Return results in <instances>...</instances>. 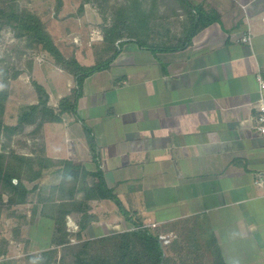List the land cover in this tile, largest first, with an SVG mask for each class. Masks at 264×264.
Masks as SVG:
<instances>
[{"label":"crops","instance_id":"obj_1","mask_svg":"<svg viewBox=\"0 0 264 264\" xmlns=\"http://www.w3.org/2000/svg\"><path fill=\"white\" fill-rule=\"evenodd\" d=\"M176 1L179 24L159 0L144 45L124 38L109 68L84 80L78 117L43 124L40 155L56 164L43 169L35 199L9 204V249L0 264L52 250L59 258L64 243L53 208L63 201L74 204L66 215L71 238L137 220L172 226L178 238L174 226L184 225L185 242L213 239L224 264H264V135L256 130L264 0H188L193 12ZM98 170L129 216L113 199H86ZM70 174L76 185L65 198L56 187Z\"/></svg>","mask_w":264,"mask_h":264},{"label":"trees","instance_id":"obj_2","mask_svg":"<svg viewBox=\"0 0 264 264\" xmlns=\"http://www.w3.org/2000/svg\"><path fill=\"white\" fill-rule=\"evenodd\" d=\"M89 1L91 0H83V3L80 5V10H82L84 4ZM158 1L159 0H150L148 6L144 4V0H127V2H122L121 6L115 10L112 24L103 28V48L101 50V56L109 52L110 55L105 59H100L93 65H84L74 56L66 57L55 43L45 22L36 12L18 7L16 8L12 5L7 6L4 4L0 6V20L3 25L13 28L18 37L26 36L27 42L30 44L39 45L41 50L47 52L57 65L74 75L76 81L73 94L62 97L57 106L49 104V94L45 87L34 82L38 93V100L23 108L18 116V122L14 126H9L5 124L4 121L5 109L9 99L8 87L4 85V87L0 88V138L3 133L7 134L9 131L12 133L22 132L27 124L37 123L38 129H40L45 122L62 121L63 118L68 115L78 117V100L82 94L84 80L95 72L109 68L111 62L119 54L120 46L125 42V40H123L124 38H135L140 45H144V42H146L144 36L147 34L145 33L147 30L146 24L151 22L154 12L158 7ZM55 2V12L58 15V11L62 8L64 0H55ZM179 2L182 3L185 10L193 12L188 0H179ZM195 14L198 15L197 17L201 18L199 11H195ZM199 29L200 24L190 28L188 38H191ZM185 46L186 43L180 48H184ZM151 49H153V47H151ZM162 49L169 50L171 48ZM3 73L1 72V75L7 83L10 78H17L22 72L15 71L12 75L9 72ZM85 129L91 156L95 161L99 162L94 137L86 125ZM55 164L56 161L43 155L29 156L17 152L7 154L4 151H0V188L8 193L11 202L16 204L24 203L27 201L30 190L24 183L23 178L28 175L26 178L29 181H35L41 177L43 169L54 166ZM70 175L71 176L63 180L60 185L56 187V189H59V194H61L62 197L68 196L71 198L73 195L72 188L75 187L76 184L74 177L72 174ZM94 175L97 177L98 183L95 187L85 188L86 199H113L117 203L122 214L129 216V212L125 209L119 197L107 186L102 172L98 170ZM1 198L2 197H0V200ZM73 205L74 204L71 202L63 201L56 204L53 208L55 210L54 216L58 229L63 235V238L68 234L66 230V215L73 210ZM88 208L89 207L86 206L83 207L82 210L84 211ZM83 226L85 227V225H82V228H84ZM134 226V230L116 234L119 238L114 244L111 254L108 252L90 254L88 250L85 251L89 241H83L79 251L81 250L86 254H82L83 252L81 251L77 252L73 260L66 264H167L162 240H160L158 234H153L150 228L144 226L141 222L134 221ZM185 244L187 248L189 246V250L191 248L193 249L191 251L195 250L198 253H200L203 247L202 243L197 239H190L186 241ZM205 245L206 250L208 249L213 255L212 264H224L214 240H207ZM56 253V250L46 251L42 253V256L44 255L46 258L50 257L51 261H53V257L56 256ZM55 258L54 262H49V264H58L57 261H59V259L57 257Z\"/></svg>","mask_w":264,"mask_h":264},{"label":"rangeland","instance_id":"obj_3","mask_svg":"<svg viewBox=\"0 0 264 264\" xmlns=\"http://www.w3.org/2000/svg\"><path fill=\"white\" fill-rule=\"evenodd\" d=\"M82 1L67 0L65 6H62L58 11L59 16L55 12V0H0V6L4 4L7 6L12 5L16 8L36 12L43 19L55 43L66 57H76L78 55L81 61H85L84 65H93L100 59H105L110 55L109 52L101 56L103 28L112 24L115 10L121 6L122 2H127V0H91L87 3H91L92 5L89 8L93 7L95 11L90 8L88 13L80 10ZM149 3L150 0H144L146 6ZM177 3L176 0H165L164 5L161 7V9L163 7L167 8L168 11L174 8V12H172L174 18L171 19L174 24H179L181 19L179 13H175V7L178 6ZM66 34H68L67 38ZM27 41L26 36L18 37L13 28L3 25L0 20V88L7 85L9 91V99L4 116L5 124L9 126L17 124L18 116L26 105L38 100L34 82L43 85L46 90L51 92L49 102L51 99L52 102H56V106L62 97L73 94L76 86L74 75L57 65L47 52L41 50L39 45L30 44ZM35 60L37 61L36 69H34ZM12 69L13 72L21 71L22 73L17 78H10L9 82L6 83L1 72H9L12 75ZM42 141V127L38 129L37 123L27 124L22 132L12 133L9 131L7 134L3 133L0 138V151H4L7 154L12 152L20 154L33 152L35 153L34 155H40L43 153ZM26 177L28 175L23 178L24 183L31 187L28 198L35 199L37 194H39L38 188L41 186L40 178L35 181H29ZM56 193L54 196H57ZM59 195L61 196V194ZM0 197H2L1 200L3 199L2 201L0 200V254H6L9 249V240L6 236L9 225L5 222V218L12 213V206L9 205L12 202L8 197V193L3 191L2 188H0ZM114 224L102 236L86 237L84 239L68 236L62 238L64 244L60 248L61 256L58 258L59 261L57 263H70L75 253L81 251L79 249L83 241H89L85 251L88 250L90 254H102L103 252L111 254L113 246L119 238L116 234L125 233L135 228L132 221L122 225ZM156 226L157 224L155 223L149 226L153 234H158L159 238L160 235L172 238L171 243H164L163 239L160 238L167 264H212L213 255L206 250L203 239H199L204 246L200 253L195 250L191 251L193 249L190 248L189 250V246L188 248L185 246L186 242L181 236L185 231L184 225L174 226L176 232H178V238L175 233L174 235L170 233L173 229L172 226ZM180 237L182 239L179 240ZM176 240L178 241L176 246H174L173 243ZM82 254L86 253L83 252ZM55 257L51 261L50 257L46 258L41 253H38L36 255L23 256L21 262L22 264H49V262H54Z\"/></svg>","mask_w":264,"mask_h":264},{"label":"built area","instance_id":"obj_4","mask_svg":"<svg viewBox=\"0 0 264 264\" xmlns=\"http://www.w3.org/2000/svg\"><path fill=\"white\" fill-rule=\"evenodd\" d=\"M243 41H251V36L247 35L243 37ZM257 79L259 83V98H258V106H257V124H256V130L264 135V75L261 73L257 74ZM72 226V224H71ZM160 238L163 239L164 243H169L170 238H168L166 235H160Z\"/></svg>","mask_w":264,"mask_h":264}]
</instances>
